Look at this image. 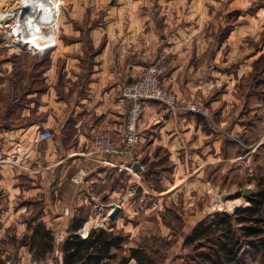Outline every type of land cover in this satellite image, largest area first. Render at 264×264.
I'll list each match as a JSON object with an SVG mask.
<instances>
[{"label":"crops","instance_id":"obj_1","mask_svg":"<svg viewBox=\"0 0 264 264\" xmlns=\"http://www.w3.org/2000/svg\"><path fill=\"white\" fill-rule=\"evenodd\" d=\"M124 9L126 15L133 13V6ZM57 24L62 35L52 49V59L55 64L59 61L60 67L53 64L41 70L38 83L32 76L27 84L9 89L0 82V123L6 126L0 128V152L6 153L18 145L30 150L29 158L21 163L0 162V264H37L28 246L20 245L21 237L30 233L25 221L32 204L41 205L39 221L60 226L59 230L68 233L73 220L91 218L95 205H105L108 197L126 183L135 188L132 200L138 205L143 200L140 190H154V183L162 186L160 198L156 199L159 201L176 187L204 186L213 179L204 167L219 155L216 139L210 141L213 152H207L204 139L208 135L201 131L199 120L190 113H170L155 102L145 104L138 123L136 153L145 166L143 171L130 170V160L125 157L107 162L106 158L101 161L93 155L89 146L92 133L110 131L114 139L120 135L125 114V102L119 97L121 86L135 79L149 59L167 50H160L158 43L148 39L146 44L135 40L138 29L133 25L140 29L139 21L110 19L61 24L58 18ZM128 24L136 29L129 32L131 38ZM185 60L182 53L170 60L165 81L179 97L190 96L188 91L195 94L204 85L198 81L197 88H189L196 78L192 77L193 67H187ZM205 93L203 88L197 95ZM214 104L215 101L210 103L208 109H213ZM15 125L20 127L16 129ZM36 125L42 129L50 127L54 136L37 141L31 132ZM78 171L85 176L80 183L73 179ZM82 196L84 201L90 197L89 212L86 206L81 207ZM144 198L152 199L148 195ZM128 223L130 218H126L122 230L130 241L134 233L126 226ZM132 246L129 243L128 247ZM47 260L38 264H50ZM54 264H59L58 259Z\"/></svg>","mask_w":264,"mask_h":264},{"label":"rangeland","instance_id":"obj_2","mask_svg":"<svg viewBox=\"0 0 264 264\" xmlns=\"http://www.w3.org/2000/svg\"><path fill=\"white\" fill-rule=\"evenodd\" d=\"M56 1L60 2V10L55 24L58 18L59 22L61 20V24L68 21L90 20L101 23L110 19L124 22L139 21L140 29L133 25L138 29L135 40L142 44H146V39L158 43L160 50L166 49L167 53L149 59L141 66L135 79L124 84L138 81L141 72L149 64L165 61L167 71L164 74L163 87L175 96L178 107L171 110L164 104L155 103L160 104L166 111L173 114L177 112L190 113L192 118L194 117L193 119L201 122V131H205L208 135L204 139L207 140V152H213V142H210L213 139H216L219 151L217 160L208 164V167H204L209 174H212L213 178L211 181L209 179L208 182H205L204 186L190 185L187 189L176 187L172 194L159 201L156 199L160 198L158 194L162 192V186H159L160 183H154V190L145 192L140 190L143 200L139 201L140 205H138V203L134 204V200H132L135 188L126 183L119 192L108 197V200L104 202L105 205H95V214L82 221L76 231L77 234L81 238H85L88 231L94 227L113 229L125 234L122 224L126 218H130L131 223L126 226L134 233V237L129 241L128 237L123 235L125 242L122 250L118 251V256L128 254L130 243L135 247H142L147 252L149 264H195L198 259L192 258L197 251L193 250L190 245H185L184 239L191 233L196 223L203 219H212L213 215L218 212L236 216L239 210L250 205L247 197L242 194L243 189L250 187L257 192L259 187L264 184V0ZM15 6L21 7L19 0H0L1 13L10 17V20H6L4 23V27L0 25V71H2L0 82L8 89L12 85L27 84L30 76L35 77L38 83L40 71L55 64L52 59L54 56L52 49L58 44L62 35V29L60 30L58 24L54 29H50L51 27H48L51 24L48 23L49 26L46 25L45 31L49 35H53L52 32L55 30L57 36L55 46L43 51L28 50L25 44L7 46L6 41L13 37L10 35L13 33L12 26L16 23L14 28L19 30L20 23H24L26 19L25 14L20 15L18 26L12 15L16 11ZM129 6H133V11H131L133 13L126 15L124 7ZM22 19L24 20L22 21ZM6 24L8 26H5ZM130 27L131 24H128V37L131 38L129 32L136 29ZM20 34L22 40L23 38L29 39V35L25 31ZM19 36L14 35L17 38ZM180 53L186 59L184 64L190 69L193 67L195 71L192 77L196 78V81H193L194 84L189 88L194 90L197 86L195 84L201 81L200 83L204 85L197 92L200 94L201 90L206 88L205 96H198L197 92L192 94V91H188L191 93L190 96L179 97L165 83L170 71V60ZM55 65L59 68V61ZM205 99H207L206 102ZM214 101L215 107L208 109L207 106ZM190 105L200 108L204 114L189 109ZM2 127L6 126L2 124L0 128ZM14 127L17 129L20 126L15 125ZM33 128L34 130L31 132H34L33 137L36 139V134L42 130V127L36 125ZM47 128L50 130V138H52L54 132L50 127ZM116 140L119 141V137ZM18 146L20 147V145ZM89 146L91 148V142ZM19 147L16 146L12 149ZM19 149L22 150V147ZM25 151L28 152L29 158L30 150ZM93 155L98 156L94 153ZM6 157L8 158L7 152L6 155L4 152L0 156V162L17 164L25 160H6ZM125 158L131 159L130 156ZM99 159L102 158L99 157ZM135 164L139 166V164ZM140 164L142 163L140 162ZM128 168L134 169L131 161ZM139 170L143 171L140 166ZM79 172L76 173L78 177L76 174L73 176V179L77 178L78 183L82 182L85 177L83 174L81 179ZM147 195L152 199L144 198ZM224 195H229V197L223 200L222 196ZM148 201L152 204H149ZM226 201L238 203L240 209L237 212L228 210V207L220 203ZM79 202H83L81 207L85 208L86 206L87 212L90 211V197L86 201L83 197ZM112 203H122L121 206L119 205L122 209L117 215V219L114 220L107 218ZM68 207L71 208L70 205ZM78 207L80 205L76 208ZM29 208V219L25 221V227H28L27 222L30 223V219L37 218L41 212V205L38 203L30 205ZM80 209L85 212L82 208ZM96 216L98 217L97 221L95 220ZM38 221V219L33 220L32 226ZM101 221L102 224L98 225ZM15 223L19 222L15 221ZM45 225L54 228L52 230L54 250L33 260L38 264L48 258L46 262L54 264V260L58 259L59 262L55 250H58V244L68 233L59 230L60 226L56 228L46 223ZM61 232H65V236L58 242L57 237ZM244 249L248 251L242 257V264H264V252H253L251 247L246 244ZM30 254L32 255V253ZM115 261L116 259H113L112 263ZM135 262V259H131L128 264H135ZM59 264H62V260Z\"/></svg>","mask_w":264,"mask_h":264},{"label":"trees","instance_id":"obj_3","mask_svg":"<svg viewBox=\"0 0 264 264\" xmlns=\"http://www.w3.org/2000/svg\"><path fill=\"white\" fill-rule=\"evenodd\" d=\"M247 199L250 205L239 210L236 216L218 212L212 219L196 223L184 239L185 245L197 251L192 258L198 259L195 264H242V257L248 251L244 249L245 244L253 252H264V184ZM35 219L38 217L27 222L30 233L21 239L20 245H27L33 258L38 259L54 250V239L52 230L43 222L32 226ZM83 220H73L71 230L57 246L62 253V264H128L131 259H135L136 264H149L142 247H129L127 255L118 256L125 234L113 229L94 227L81 238L76 231ZM113 259H116L114 263Z\"/></svg>","mask_w":264,"mask_h":264},{"label":"built area","instance_id":"obj_4","mask_svg":"<svg viewBox=\"0 0 264 264\" xmlns=\"http://www.w3.org/2000/svg\"><path fill=\"white\" fill-rule=\"evenodd\" d=\"M19 1L21 7L15 6L16 11H14L12 14L13 18H15L14 14H16L18 10L23 7V0H19ZM43 1L50 2L51 6L53 7L54 17H57L60 10V2L55 1L56 3L55 2L53 3V0H43ZM5 26H8V24H6ZM14 27H16V23L14 26H12L13 33L10 34L13 37L9 38V36L7 35V38H9L10 40V41L9 40L6 41L7 46H16V45L19 46L25 44L27 45L28 50L43 51L44 49L56 45L57 40L55 39L51 41V43L47 48H37V46L32 42L30 43L24 42L21 39V34H19L20 36L16 34V30L14 29ZM50 27L51 26H49L48 28ZM54 27L53 28L51 27L50 29H54ZM14 35H17L19 37L18 38L14 37ZM166 71H167L166 62L157 61L146 66V69L143 70V72H141L142 74L139 77L138 81L122 85L119 91V97L123 99L126 104V112L124 114L123 124L119 135V141L114 139L112 134L106 130L101 132H96L92 134L90 137L92 153L98 155L97 157H101L103 160L104 158L108 157L106 160L107 162L113 160H119L122 157L130 156L131 165L137 163L139 164L141 170L144 169L143 164H140L137 156H135L136 148L139 142V136L137 130L138 123L142 115L144 104H146L147 102H158L164 104L171 110H175L178 107L176 105L175 96L171 94L169 90H165V88L163 87L164 74L166 73ZM188 108L193 111H196V113L204 114V111L201 110L200 108H196L195 105L194 106L190 105ZM50 137H51V132L48 129H42L36 134L37 141H45L48 140ZM6 152L8 156V158L6 157V160L9 159L14 161H22L23 159L28 158V152H26L25 150H20L19 148L16 149L10 148ZM19 154H20L19 156L20 158H18ZM1 155H3L2 152H0V156ZM79 174H80V178L82 179L84 173L80 171ZM76 182H77V178H76ZM118 204L121 206L122 203H118ZM111 211H112V206L110 212ZM110 212L108 213L107 218L109 217ZM97 219L98 217L96 216L95 220L97 221ZM101 224L102 221L98 223V225ZM64 236H65V232H61L57 237V241L58 242L61 241L64 238ZM55 255L56 257L59 258V263H61V252L59 250H55Z\"/></svg>","mask_w":264,"mask_h":264},{"label":"bare ground","instance_id":"obj_5","mask_svg":"<svg viewBox=\"0 0 264 264\" xmlns=\"http://www.w3.org/2000/svg\"><path fill=\"white\" fill-rule=\"evenodd\" d=\"M55 1L56 0H53V3ZM22 14H25V18H26L24 23L19 22V17L20 15L23 16ZM14 15L18 23V26L19 23L21 24L19 30H17L18 28L16 29L14 28L16 30V34L19 35L22 31H25V33L29 35V39L23 38L24 42L27 43L32 42L37 46V48H47L51 43V41L55 39L57 40L55 31L52 32L53 35H49L45 31V27L48 23L51 24L50 26L52 28L55 25H57V23L55 24V20L57 17H54L53 7L51 6L50 2L43 0L42 1L23 0V7L19 9L18 12ZM6 20H10V17L5 16V14L1 13L0 11V25L4 27V23L6 22ZM23 20L24 19H22V21ZM220 203L228 207V210L230 211L231 210L233 211L234 207L237 206L238 204L236 202H230V201H226L224 203L220 202ZM85 231H87V228H85Z\"/></svg>","mask_w":264,"mask_h":264},{"label":"water","instance_id":"obj_6","mask_svg":"<svg viewBox=\"0 0 264 264\" xmlns=\"http://www.w3.org/2000/svg\"><path fill=\"white\" fill-rule=\"evenodd\" d=\"M133 168L139 170V166H137L136 164L133 165ZM254 193H255V191L250 187H246L242 191L243 196H246V197L251 196ZM228 197H229V195H224V196H222V199L225 200ZM111 206H112V211L109 214V219L114 220L117 217V215L119 214V212L121 211V207L117 203H112ZM239 209H240V206L237 205L234 207L233 212H237Z\"/></svg>","mask_w":264,"mask_h":264}]
</instances>
